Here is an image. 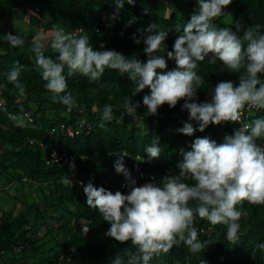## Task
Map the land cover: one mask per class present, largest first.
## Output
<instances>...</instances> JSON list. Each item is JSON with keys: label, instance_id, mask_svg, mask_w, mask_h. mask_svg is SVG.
Returning a JSON list of instances; mask_svg holds the SVG:
<instances>
[{"label": "trees", "instance_id": "1", "mask_svg": "<svg viewBox=\"0 0 264 264\" xmlns=\"http://www.w3.org/2000/svg\"><path fill=\"white\" fill-rule=\"evenodd\" d=\"M40 1L43 0H0V18L20 15L28 22L39 24L34 14L42 13ZM46 1L79 9L86 16L79 25L83 32L78 35H87L94 50H116L125 56L136 55L142 61L147 59L143 52L145 45L134 43V33L139 36L138 30L156 23L160 30L167 32L165 44L171 50L174 40L181 34L178 30H182L191 16L181 11L182 14H178L179 8L170 5L165 8L166 14L150 9L145 14L143 0H137L135 7L125 4L113 21L110 17L114 14V0ZM182 1L196 7L195 0ZM224 12L225 15L215 21L219 26L234 27L239 22L242 28L259 24L264 29V0H233ZM133 17L136 21L128 26ZM6 33L20 36L24 43L12 47L4 40ZM45 37L36 29L0 24V97L3 99L0 106V195L7 193L12 200L0 207V257L8 264H112L115 256L129 247L130 242L120 244L105 236L110 225L96 209L88 207L79 182L86 185L91 181L113 193L127 194L129 186L123 187L125 178L114 168L116 154L128 153L125 166L139 183L150 182L151 174L158 182L165 174L177 172L175 165L181 159L180 149L190 150L197 137L207 136L222 143L223 137L231 135L238 124L210 125L204 132L186 136L177 131L189 122L188 112L182 110L183 101L175 108L165 104L155 116L147 115L142 105L145 93L132 98L141 101L136 118L124 115L118 122L124 111L123 101L132 97L135 85L126 74L115 70H106L101 81L94 84L79 73L67 77L68 91L77 101V107L69 112L66 106L53 103L49 95L52 93L45 89L46 82L37 71L35 54L31 50L36 40L45 43V55H55ZM16 61L23 65L19 77L25 88L23 95L7 80V73ZM174 67V62L169 61L168 69ZM196 71L205 80L198 90L200 102L210 99L218 81L238 79L236 74H229L221 62L213 64L208 58L199 62ZM105 105L113 108L111 122L102 121ZM24 111L30 118L23 114ZM19 115L29 122H19ZM258 116H264V111H249L248 120ZM80 121L89 123L91 130L69 134L61 127L65 123L76 128ZM157 137L161 156L147 162L144 149ZM52 147L74 153L76 159L48 163L46 155ZM138 156L144 157L145 162L136 161ZM70 163H74V170L69 167ZM240 210L247 215L239 221L242 235L238 243L227 241L225 226H213L197 219L199 239L209 242L203 252L193 254L181 244L167 254L154 256L149 264H201V261L205 264H264V251L258 247L264 244V205L245 202ZM85 227L89 229L87 233L83 230ZM50 241L53 243L47 247Z\"/></svg>", "mask_w": 264, "mask_h": 264}, {"label": "clouds", "instance_id": "2", "mask_svg": "<svg viewBox=\"0 0 264 264\" xmlns=\"http://www.w3.org/2000/svg\"><path fill=\"white\" fill-rule=\"evenodd\" d=\"M232 2L196 0V8L182 30H178L181 34L171 50L165 44L167 32L160 30L158 24L138 30L140 35L134 33L132 39L137 45H145L146 61L116 50H94L87 35H78L82 29L68 32L60 24H53L45 37L54 57L45 55L46 45L39 39L31 49L37 71L46 82L44 87L53 94V103L66 106L69 112L77 107V101L68 91L67 77L79 73L94 84L101 81L106 70H115L126 74L135 85L132 97L123 101L124 111L118 122L124 115L136 118L141 101L132 98L145 93L142 105L147 115L155 116L165 104L175 108L183 101L182 110L188 112L189 121L177 130L183 135L204 132L210 125H240L231 135L226 134L222 143L207 136L194 139L190 150L180 149L181 159L175 165L177 172L165 174L158 182L152 178L135 186L136 181L125 166L128 153L116 154L114 168L128 182L127 194L113 193L91 181L86 185L79 182L88 207L96 209L110 225L105 236L120 244L130 242L112 264H149L154 256L167 254L181 244L193 254L203 252L209 242L199 239L197 219L213 226H225L227 241L236 244L242 235L239 221L247 215L240 208L245 202L264 205V116L242 121L246 108L264 110V29L259 24L247 28H242L239 22L234 27L216 24ZM125 4L135 7L136 0H114L111 20L117 19ZM144 12L148 14L149 9L145 8ZM135 21L133 17L128 26ZM3 35L12 47L24 43L16 34ZM206 58L213 64L221 62L228 73L236 74L238 79L218 81L210 99L200 102L198 90L205 80L196 69ZM169 61L175 64L170 70ZM22 69L23 65L16 61L7 73L8 82L21 95L25 93L19 82ZM113 118L112 106L105 105L102 121L111 122ZM103 126L101 123L100 127ZM144 151L147 162L159 159L162 151L159 138L153 139ZM136 161L145 162L140 156ZM69 167L74 170V163ZM83 230L87 233L89 229ZM258 247L264 251V244Z\"/></svg>", "mask_w": 264, "mask_h": 264}, {"label": "rangeland", "instance_id": "3", "mask_svg": "<svg viewBox=\"0 0 264 264\" xmlns=\"http://www.w3.org/2000/svg\"><path fill=\"white\" fill-rule=\"evenodd\" d=\"M196 1V0H195ZM143 5L150 9L151 11L166 14L165 8L168 5L172 7L179 8V13L182 14H192L195 5H189L184 3L182 0H143ZM43 8L41 14H34L39 19V24L36 21L28 22L27 19L20 15H8L5 18H0V24L9 23L11 28H16L17 26L25 29H36L43 36H47L48 30L51 29L53 24H60L65 27V30L72 32L77 30L79 25H81L86 18L79 9L66 8L59 4L51 3L49 1H40ZM181 11V12H180ZM227 18L230 20L229 16ZM28 22V23H27ZM24 23V24H23ZM52 96L53 94H49ZM21 123H28L29 121L23 115H19L18 119ZM12 192V191H11ZM12 200L9 198L7 193L0 195V207L7 206ZM18 206L15 208V212L18 211ZM53 241L47 242L46 246L51 245ZM0 264H8L2 257H0Z\"/></svg>", "mask_w": 264, "mask_h": 264}, {"label": "built area", "instance_id": "4", "mask_svg": "<svg viewBox=\"0 0 264 264\" xmlns=\"http://www.w3.org/2000/svg\"><path fill=\"white\" fill-rule=\"evenodd\" d=\"M29 10H31V9L29 8ZM77 29H82L83 30V27L79 26ZM96 30L99 31V28H96ZM17 100L19 101L20 99L18 98ZM2 103H3V99L0 97V106L2 105ZM252 110H257V109L246 108L244 110V114H243V117H242V121L243 122H249V120H248L249 111H252ZM23 114L26 117L30 118V116H29V114L27 112L24 111ZM13 117H15V115H13ZM61 127L62 128H66L69 134L78 133L82 129L83 130H87V131L91 130V125L89 123H85L84 122V124L82 125L81 121L78 123V126L76 128H73L71 126H66L65 123H62ZM238 127H240V125H238ZM53 153H55V158L53 157ZM66 158H68L70 160H73V159H76V155L74 153H70V152H67V151H61V150H59V149H57L55 147H52L50 149L49 153L46 155V160H47L48 163L49 162H59V161H62L64 159H66ZM150 178L151 179L155 178V175L151 174ZM91 179H93V177ZM133 179H135V181H136V185L135 186H140V185L144 184V183H139L136 178H133ZM122 185H123V187L128 186V182L126 180H123L122 181Z\"/></svg>", "mask_w": 264, "mask_h": 264}]
</instances>
